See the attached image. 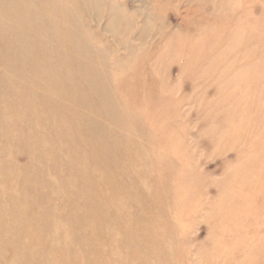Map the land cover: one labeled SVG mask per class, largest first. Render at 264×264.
Instances as JSON below:
<instances>
[{"label": "rangeland", "instance_id": "374dc122", "mask_svg": "<svg viewBox=\"0 0 264 264\" xmlns=\"http://www.w3.org/2000/svg\"><path fill=\"white\" fill-rule=\"evenodd\" d=\"M65 1L84 39L76 50L101 68L96 93L77 82L82 95L91 105L108 102L119 121L83 110L111 144L121 138L139 150L140 157L114 152L131 167L113 172L149 197L140 204L157 221L130 223L124 191L86 168L82 139L90 133L75 109L82 96L54 89L71 125L58 122L53 103L50 142L63 147L49 158V212L36 221L34 264H264V0H106L98 15L83 0ZM111 5L127 23H107ZM64 128L71 142L58 135ZM94 183L93 201L108 202L102 215L81 190ZM68 215L78 223H62ZM80 224L104 233L97 241Z\"/></svg>", "mask_w": 264, "mask_h": 264}, {"label": "bare ground", "instance_id": "6f19581e", "mask_svg": "<svg viewBox=\"0 0 264 264\" xmlns=\"http://www.w3.org/2000/svg\"><path fill=\"white\" fill-rule=\"evenodd\" d=\"M83 2L97 15L106 5V0ZM89 2L93 3V7ZM109 12L107 23L117 26L115 28L127 23L124 10L120 7L111 5ZM66 15L64 0H0V264H34V260L40 259L38 254L31 253L36 250L33 242L38 230L36 221L48 216L49 158L52 152H60L63 147L62 143L53 147L50 142L51 110L56 104L52 97L54 89L59 97L82 96L80 100L77 99L75 109L84 128L90 133L82 139L86 168L106 173L107 185L115 192L124 191L125 196L121 201L131 205V213L125 216L130 223L140 225L141 220L145 219L150 225H156L157 220L147 216L142 205L151 202L149 197L141 192L134 194L133 187L120 184L113 172L120 163L122 168L131 167L127 160L112 158L114 152L127 157H140L141 153L133 143L122 142L121 138L118 141L114 139L111 144V135L104 134L102 124L89 118L93 117L89 114L91 107L93 110L100 108L108 120L119 121L108 102L103 100L101 106L91 105L90 99L82 95L83 87L77 82L85 83L88 90L95 92L94 87L101 85V68L91 60V53L84 52L82 57L76 50L77 41L84 42V39L76 32L80 28L72 25L70 16ZM70 98L66 100L70 101ZM83 105L89 108V112L83 110ZM56 106L60 116L58 122L64 127L66 124L70 126V120L61 115L59 105ZM58 135L64 141L67 139L71 142L73 139L66 128ZM118 153L115 156H119ZM103 158L106 162L101 160ZM116 184H120L122 189H116ZM81 187L86 202L93 209L100 210L102 215L105 198L99 199V203L93 201L97 184H92L91 188L86 184ZM107 215L112 218L109 213ZM62 223L73 226L78 221L73 215H68ZM79 226L81 233L89 230L81 224ZM150 227L154 228V225ZM89 231H92L90 237L97 241L104 233L96 226ZM129 235L134 234L125 233V237ZM132 242L134 244L136 240ZM47 256V253H42L41 259Z\"/></svg>", "mask_w": 264, "mask_h": 264}]
</instances>
